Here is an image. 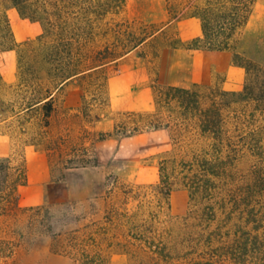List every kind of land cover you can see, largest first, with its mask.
Wrapping results in <instances>:
<instances>
[{
  "label": "rangeland",
  "instance_id": "obj_1",
  "mask_svg": "<svg viewBox=\"0 0 264 264\" xmlns=\"http://www.w3.org/2000/svg\"><path fill=\"white\" fill-rule=\"evenodd\" d=\"M57 1V13L47 5L36 18L7 10L12 39L0 48V163L24 170L26 181L17 190L19 205L0 217V238L18 243L14 264H71L49 237L13 234L26 219L24 209L92 203L101 213L110 203L141 210L145 218L153 213L157 235L164 232L159 238L171 245L192 202L184 187L167 197L157 193L159 163L181 157L191 141L176 139L173 123L151 129L147 121L159 110L167 115L162 92L172 86L174 51H194L196 62L210 66L211 83L189 88L237 90L245 71L232 49L191 48L195 24L189 18L199 19L202 30L199 14L208 0H159L165 8L152 11L132 6L142 0ZM234 50L264 64V0L253 1ZM49 93L53 109L46 119L37 101ZM74 146L86 148L89 163L70 161ZM254 163L248 155L238 158L229 186L247 178ZM101 248L107 264L145 260L138 246Z\"/></svg>",
  "mask_w": 264,
  "mask_h": 264
},
{
  "label": "trees",
  "instance_id": "obj_2",
  "mask_svg": "<svg viewBox=\"0 0 264 264\" xmlns=\"http://www.w3.org/2000/svg\"><path fill=\"white\" fill-rule=\"evenodd\" d=\"M253 1L208 0L199 14L202 35L191 46L232 49L233 60L245 71L241 87L223 90L210 85L202 91L168 86L162 92L167 115L160 116L159 110L147 121L151 129L170 128L173 123L176 139L190 136L191 141L181 157L159 163L157 193L167 197L176 187H184L192 202L180 232L170 236L171 245L159 238L164 232L157 235L153 213L145 218L141 210L128 212L110 203L101 213L92 203L31 206L24 209L21 230L13 234L22 237L26 231L49 237L52 249L68 256L71 264H107L101 246L113 242L138 246L145 258L140 264H264V64L234 50ZM47 5L56 13L60 8L57 0H0V48L12 39L9 8L36 18ZM52 101L50 93L37 101L43 102L46 119ZM68 155L70 161L90 162L83 146L72 147ZM247 155L255 160L248 177L241 176L240 183L229 186L236 181L231 178L234 163ZM25 181L24 170L11 171L8 164L0 163V217L19 205L17 190ZM17 245L0 238V262L14 264Z\"/></svg>",
  "mask_w": 264,
  "mask_h": 264
},
{
  "label": "crops",
  "instance_id": "obj_3",
  "mask_svg": "<svg viewBox=\"0 0 264 264\" xmlns=\"http://www.w3.org/2000/svg\"><path fill=\"white\" fill-rule=\"evenodd\" d=\"M132 6L148 11L155 10L157 7H161V9L165 8V5L161 4L159 0H142L132 4ZM189 20L193 21L195 24V30L191 38L193 39L201 36L202 30L199 19L191 17ZM174 53L169 66L174 77L168 84L189 88L194 85H209L211 83L213 74L210 72V66L208 63L203 64L196 62V52L176 49ZM199 71L201 72L200 74H198Z\"/></svg>",
  "mask_w": 264,
  "mask_h": 264
}]
</instances>
